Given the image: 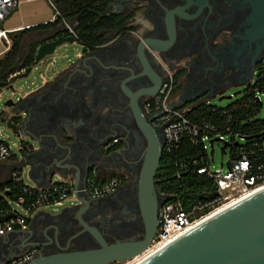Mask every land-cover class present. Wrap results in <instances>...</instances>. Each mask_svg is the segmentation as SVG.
Masks as SVG:
<instances>
[{
  "label": "flooded vegetation",
  "instance_id": "af4514ba",
  "mask_svg": "<svg viewBox=\"0 0 264 264\" xmlns=\"http://www.w3.org/2000/svg\"><path fill=\"white\" fill-rule=\"evenodd\" d=\"M107 14L120 15L124 23L45 83L32 121L40 123L41 165L60 169L69 182L82 184L94 176L102 184L120 176L121 183L59 213L40 210L26 227L1 240L0 259L30 249L33 260L99 247L89 227L108 243L143 239L139 179L148 139L136 111L151 123L145 108L149 91L171 77L172 106L210 101L229 86L250 84L264 65V0H110L98 12ZM71 20L77 35V17ZM63 23L27 34L23 54L44 38H56ZM56 147L60 153L51 155ZM1 169L0 178L6 179L10 167L4 163ZM159 212L160 206L158 220Z\"/></svg>",
  "mask_w": 264,
  "mask_h": 264
},
{
  "label": "built area",
  "instance_id": "2783aa9c",
  "mask_svg": "<svg viewBox=\"0 0 264 264\" xmlns=\"http://www.w3.org/2000/svg\"><path fill=\"white\" fill-rule=\"evenodd\" d=\"M24 1L33 0H0V24ZM49 2L55 10L52 17L54 19L60 15V12L51 0ZM63 21L67 23V19H63ZM10 31L11 29L0 27V40L5 41L6 45L11 44ZM69 31L77 38L71 25ZM45 60H41L40 63ZM259 73L260 70L256 73L253 81L245 87L255 84ZM41 77L42 83L45 84L54 75L49 77L41 73ZM8 87H11V84L0 86V97ZM172 91L173 81L170 77L158 93L152 94L145 106L147 113L152 116L151 124L163 134V153L164 151L172 152L184 139H189L193 144L200 145L204 153L191 161L189 169L193 173L205 175L207 181H213V185H217V189L214 190L213 185L207 187L202 184L201 187L195 189L187 188L183 192V196L177 199H172L177 194L176 191L167 193L158 190L162 197L166 198V201L160 205L158 231L150 247L167 242L222 205L264 186V141L247 144L248 138L242 135L240 130L233 128L232 117L224 118L213 113L212 120L205 119L199 106L210 104V101L172 106L170 104ZM15 95L16 91L12 89L11 98ZM254 97V100L259 101L264 109V93L256 91ZM3 135L0 130V162L14 155L9 142L2 139ZM215 142L222 144L223 153L228 151L229 160L227 168H218L213 171L210 167L209 148L214 147ZM225 143H228V146L224 148ZM236 144L239 149L232 152V148ZM18 149L21 150L20 144ZM199 163L203 165L197 167ZM181 165L183 169L187 168L185 161L181 162ZM24 172V167L14 168L10 177L0 183V216L15 214L8 220L0 221V244H4L1 240L7 234L15 229L26 227L42 208L49 205H64L67 199H73L74 204L82 203L78 197L96 199L115 191L121 183L120 176H114L102 184H98L94 176H90L79 188H76L73 182L61 178L53 179L45 186L29 185L24 182ZM214 191L217 192L216 196L209 198V195ZM21 211L27 213L29 217L22 214ZM34 252V249H30L22 255H16L3 261L1 264H25L33 258Z\"/></svg>",
  "mask_w": 264,
  "mask_h": 264
},
{
  "label": "water",
  "instance_id": "95a60500",
  "mask_svg": "<svg viewBox=\"0 0 264 264\" xmlns=\"http://www.w3.org/2000/svg\"><path fill=\"white\" fill-rule=\"evenodd\" d=\"M67 23H63L56 29V33L59 34L56 38H44L43 41L36 43L34 64L17 74L12 82L28 77L34 67L41 60L53 54L59 45L77 41L74 35L63 34L70 25L72 26V20L67 19ZM87 52L88 47L82 45L81 55H77V60ZM57 74L60 72L57 71L55 75ZM0 86H6V84L1 83ZM44 86L45 84L31 90L17 102L10 97L6 100L5 107L0 113V118L4 117L3 122L20 142L21 150L19 151H21L22 159H19L21 162L19 167L30 166V177L38 186L48 185L57 177L65 179L63 171L60 169L50 170V165L46 164L40 166L41 174L44 176L48 174L44 183L33 175L34 163L36 159H39L43 142L37 132L40 123L32 121L31 109L27 108L25 103L32 94ZM159 90V88H154L149 92L156 94ZM179 104L176 103L173 106H179ZM136 112L140 126L148 139L139 179V204L146 227L145 237L137 241L108 243L97 228L89 227L99 241V247L57 252L35 258L25 264H107L134 257L150 247L158 228L159 206L166 201V198L162 197L156 187L158 182L156 173L163 156L164 139L160 130L146 121L138 110ZM0 121L2 120L0 119ZM64 132L66 133L67 130ZM226 146L228 143L224 144V148ZM58 151V147L50 150L51 155L59 154ZM73 183L76 188L81 185L78 181ZM213 189H217L216 184L213 185ZM216 194L217 192L214 191L209 195V198L215 197ZM78 198L82 202L79 204L85 203V199ZM37 214L32 221L35 220ZM14 216V213L0 216V221L8 220ZM16 255L14 253V256ZM14 256L9 255L0 259V264ZM142 264H264V188L185 232Z\"/></svg>",
  "mask_w": 264,
  "mask_h": 264
},
{
  "label": "trees",
  "instance_id": "16d2710c",
  "mask_svg": "<svg viewBox=\"0 0 264 264\" xmlns=\"http://www.w3.org/2000/svg\"><path fill=\"white\" fill-rule=\"evenodd\" d=\"M60 15L55 21L38 24L9 32L11 44L8 50L0 57V84H11L13 78L23 72L28 66L34 64L36 59V44L21 55V40L30 29L49 27L60 23L63 19L77 17L75 27L77 41L86 47L106 41V31L121 27L124 20L120 15L107 14L99 17L98 12L104 11L110 0H51ZM256 91L264 93V65L260 68L255 84L245 87L243 93L228 105L221 107L215 104H202L199 107L205 119L212 120L213 113L224 118L232 117L233 128L240 130L248 138L247 144L264 141V109L259 101L254 100ZM4 121V117L0 118ZM261 134L260 136H257ZM246 144V145H247ZM239 149L234 145L232 152ZM204 150L200 145L193 144L189 139H184L172 152L164 151L156 177L159 179L157 188L160 192H174L177 194L172 199L183 196L187 188L195 189L205 184L212 187L213 181H207L205 175H199L190 170L193 159L203 155ZM185 161L187 168L183 169L181 162ZM203 164L199 163L197 167ZM180 175V176H178Z\"/></svg>",
  "mask_w": 264,
  "mask_h": 264
},
{
  "label": "rangeland",
  "instance_id": "374dc122",
  "mask_svg": "<svg viewBox=\"0 0 264 264\" xmlns=\"http://www.w3.org/2000/svg\"><path fill=\"white\" fill-rule=\"evenodd\" d=\"M20 10L22 13H12L11 18L8 22H5L4 24H18L20 23L21 17L25 15L35 14L31 15L37 18V20H44L45 18L50 17L54 13V9L52 5L50 4L49 0H33L31 2L24 1L20 4ZM29 16V17H31ZM10 39V36H9ZM11 41V39H10ZM5 44V42L3 41ZM2 45V42L0 43V46ZM82 49V45L76 41L75 43H64L62 45H59L55 52L48 57H46L45 62L39 63L34 67L30 75L26 78H20L16 81H13L11 83V87H8L3 92L2 97H0V113L2 112L3 108L5 107V102L7 99L11 97V90L14 89L16 91L15 97H13L14 101L17 102L18 98L24 97V94L30 90H33L37 87L42 86V77L41 73H44L47 76H52L54 72H59L61 69H64L71 65L74 61L77 60V54ZM24 55V54H23ZM48 64V65H47ZM245 89V85H233L225 88L222 93L213 99L210 100V103L218 105V106H226L230 102H232L234 99L238 98L242 95L243 91ZM231 96V97H229ZM264 112V111H263ZM0 130L3 132V140H6L9 142L10 146L12 147L13 154L18 157V159H22L21 151L18 149V145L20 144L17 137L12 133V130L7 127L6 123L3 121H0ZM209 155H210V167L214 171L218 168H227V161L229 160V154L228 151L226 153H223L222 151V144L215 142L214 147L209 148ZM24 182H26L29 185L35 184V182L30 177V166L24 167ZM75 203L73 199H67L64 202V205L61 206H53L49 205L41 210H44L45 212L56 214L61 212L65 207L71 206ZM22 214L29 217L27 213L24 211H21ZM153 247V246H151ZM131 258L123 259L115 262H110L107 264H124L126 261L131 260Z\"/></svg>",
  "mask_w": 264,
  "mask_h": 264
},
{
  "label": "crops",
  "instance_id": "0c3cea01",
  "mask_svg": "<svg viewBox=\"0 0 264 264\" xmlns=\"http://www.w3.org/2000/svg\"><path fill=\"white\" fill-rule=\"evenodd\" d=\"M29 2H31V1H29ZM51 4V3H50ZM54 9V8H53ZM15 12H18V13H22V11L20 10V7H18L15 11H13V13H15ZM54 12H55V10H54ZM54 14V13H53ZM53 14L52 15H50V17H48V18H45L44 20H37V18H35L34 16H31V15H35V14H30V15H23L22 17H21V22L20 23H18V24H14V25H12V24H7V25H5L4 23L5 22H8L9 21V19L11 18V15L12 14H10L1 24H0V27L1 28H5V29H11V31L10 32H13V31H17V30H20V29H24V28H30V27H33V26H36V25H38V24H42V23H47V22H50V21H55V19L57 18V16L54 18V19H52V17H53ZM29 16H31V17H29ZM54 25H51V26H49V27H43V28H34V29H29L28 30V32L25 34V36L27 35V34H32V33H36V32H38V31H40V30H43V29H47V28H52ZM24 36V37H25ZM24 37L22 38V40H21V55H23V49L25 48L24 47V43H23V41H24ZM2 42V45L0 46V57L8 50V48H9V45H6V43L4 44L3 43V40H0V43ZM5 42V41H4ZM33 45V44H32ZM32 45H30L29 46V48L32 46ZM29 50V49H28ZM27 50V51H28ZM65 70H66V68H65ZM64 70L63 69H61L59 72L61 73V72H63ZM57 72H54V77H55V74H56ZM50 80H52V78L50 79ZM49 80V81H50ZM42 85H43V83H42ZM31 91V90H30ZM30 91H28V92H30ZM39 92H40V90H38L37 92H35L34 94H32V96L29 98V100H27L26 101V103H25V105H26V107L27 108H30L31 109V118H35L36 117V115H37V113L39 112L38 111V108H39V106H40V100H39V96H38V94H39ZM25 95V94H24ZM4 163H6L7 165H9V167H10V171H9V174H8V176L6 177V179H8L9 177H10V175H11V171L14 169V168H17V167H19L20 166V164H21V162L19 161V159H18V157L17 156H15V155H12L11 157H10V160L9 161H1L0 162V173L2 172V169H1V167H2V165L4 164ZM41 161H40V159H36L35 160V163H34V168H33V175L37 178V179H39L41 182H45V179H44V175H42L41 174V171H40V166H41ZM6 179H4V178H0V183L1 182H3L4 180H6ZM56 179H58V178H56ZM45 185V184H44ZM41 211H43V212H45L44 210H41Z\"/></svg>",
  "mask_w": 264,
  "mask_h": 264
},
{
  "label": "bare ground",
  "instance_id": "6f19581e",
  "mask_svg": "<svg viewBox=\"0 0 264 264\" xmlns=\"http://www.w3.org/2000/svg\"><path fill=\"white\" fill-rule=\"evenodd\" d=\"M263 187L254 189L252 191H250L249 193H246L244 195H242L239 198H236L232 201H230L229 203L222 205L221 207H219L218 209H216L215 211H213L212 213H210L208 216H206L204 219L200 220L199 222L195 223L194 225L188 227L187 229H185L184 231H182L181 233L177 234L176 236L172 237L171 239H169L167 242L159 245V246H155V247H149L147 248L145 251H143L142 253L132 257L131 260L126 261L124 264H142L143 262H145L147 259H149L150 257H152L153 255H155L157 252H159L160 250H162L164 247H166L167 245H169L171 242H173L174 240H176L178 237H180L181 235H183L185 232L189 231L190 229L194 228L195 226L201 224L202 222L206 221L207 219L211 218L212 216L216 215L217 213L221 212L222 210L228 208L229 206L233 205L234 203L242 200L243 198L263 189Z\"/></svg>",
  "mask_w": 264,
  "mask_h": 264
},
{
  "label": "snow or ice",
  "instance_id": "6c2138e0",
  "mask_svg": "<svg viewBox=\"0 0 264 264\" xmlns=\"http://www.w3.org/2000/svg\"><path fill=\"white\" fill-rule=\"evenodd\" d=\"M244 167H247V165H244Z\"/></svg>",
  "mask_w": 264,
  "mask_h": 264
}]
</instances>
